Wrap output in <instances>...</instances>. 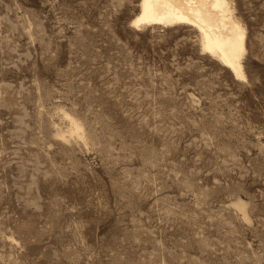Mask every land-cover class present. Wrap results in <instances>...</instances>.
<instances>
[{
  "label": "rangeland",
  "instance_id": "374dc122",
  "mask_svg": "<svg viewBox=\"0 0 264 264\" xmlns=\"http://www.w3.org/2000/svg\"><path fill=\"white\" fill-rule=\"evenodd\" d=\"M231 1L244 79L139 0H0V264H264V0Z\"/></svg>",
  "mask_w": 264,
  "mask_h": 264
},
{
  "label": "bare ground",
  "instance_id": "6f19581e",
  "mask_svg": "<svg viewBox=\"0 0 264 264\" xmlns=\"http://www.w3.org/2000/svg\"><path fill=\"white\" fill-rule=\"evenodd\" d=\"M132 23L135 26L178 23L194 26L199 31L202 50L217 57L236 78H246L242 58L247 50V31L235 15L231 0H139V11ZM64 117L70 123L71 134L81 137L82 124L68 112H64ZM232 203L247 216L243 200Z\"/></svg>",
  "mask_w": 264,
  "mask_h": 264
}]
</instances>
